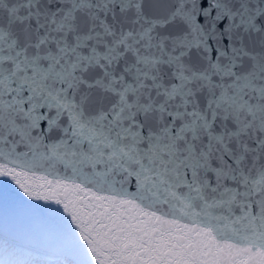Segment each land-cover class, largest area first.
Returning <instances> with one entry per match:
<instances>
[{
	"label": "snow or ice",
	"instance_id": "obj_1",
	"mask_svg": "<svg viewBox=\"0 0 264 264\" xmlns=\"http://www.w3.org/2000/svg\"><path fill=\"white\" fill-rule=\"evenodd\" d=\"M0 264H264V0H0Z\"/></svg>",
	"mask_w": 264,
	"mask_h": 264
}]
</instances>
